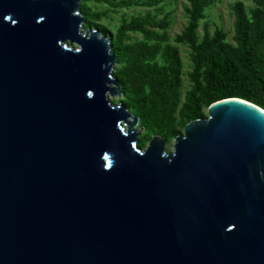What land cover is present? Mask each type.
<instances>
[{"label":"water","instance_id":"1","mask_svg":"<svg viewBox=\"0 0 264 264\" xmlns=\"http://www.w3.org/2000/svg\"><path fill=\"white\" fill-rule=\"evenodd\" d=\"M79 6L0 0V264H264V110L222 99L140 148Z\"/></svg>","mask_w":264,"mask_h":264},{"label":"trees","instance_id":"2","mask_svg":"<svg viewBox=\"0 0 264 264\" xmlns=\"http://www.w3.org/2000/svg\"><path fill=\"white\" fill-rule=\"evenodd\" d=\"M95 1L110 3V0ZM161 1L143 0L142 3L155 6ZM128 3L127 0L120 2ZM203 7V0H188L187 23L175 37L177 43L188 46L192 63L191 87L185 92L182 103L179 100L181 59L178 49L165 46L161 53L165 65H159L153 61L158 46L123 44L126 32H139L145 39L155 42L165 41V34L154 31L167 25L165 19L157 21L146 14L123 20L110 41L115 63H122L114 75L125 96V105L133 110L143 128L153 127L155 134L164 139L180 135V127L186 123L205 118L204 108L222 99H243L264 110V52L257 51L264 44L262 14L255 12L249 18L244 4L236 2L233 5L234 43L231 44L220 29L212 34L204 29L198 40V21ZM80 13L85 28L103 15L90 12L85 5L80 6Z\"/></svg>","mask_w":264,"mask_h":264},{"label":"rangeland","instance_id":"3","mask_svg":"<svg viewBox=\"0 0 264 264\" xmlns=\"http://www.w3.org/2000/svg\"><path fill=\"white\" fill-rule=\"evenodd\" d=\"M121 1L122 0H110V3H105L104 1L80 0V6L85 5L92 13L103 14L101 18L96 20L89 28L99 30L102 35L109 39L110 43L123 20L129 21L146 14L153 16L157 21L165 19L167 25L164 28L154 29L158 34H165V41L155 42L145 39L139 32H126L124 34L123 44L135 45L138 43H145L151 47L158 46L159 48L155 53L153 61L159 65H165L161 58L162 49L165 46L176 47L181 59V86L179 88V100L180 103H182L185 92L191 87L189 75L192 63L188 46L177 43L175 37L180 34L187 23L186 9L188 7V0H162L155 6H147L142 3L143 0H127L129 1L128 4H120ZM203 2L204 7L202 16L198 21L197 28L198 40L201 39L204 29H206L209 34H212L216 29H220L225 33L226 41L233 44V5L236 2H242L244 4L247 17L250 18L253 13L259 12L264 18V0H203ZM83 27L86 29L85 21ZM74 48L76 47L74 46ZM257 51L264 52V44L259 46ZM121 66L122 63H114L112 69V75L114 77V72ZM110 100L114 104H123L130 115L136 116L133 110L125 105V96L121 91L120 85H118L117 96H110ZM204 114L207 116L206 108H204ZM176 117L179 124L180 121L177 114ZM183 127L184 126L180 127V134L183 132ZM133 129L137 132V145L140 148H144L150 139L156 135L153 127L150 130H146L140 125L139 120H137ZM174 138L175 137L165 139L166 151H172ZM139 143H142V145L140 146Z\"/></svg>","mask_w":264,"mask_h":264},{"label":"bare ground","instance_id":"4","mask_svg":"<svg viewBox=\"0 0 264 264\" xmlns=\"http://www.w3.org/2000/svg\"><path fill=\"white\" fill-rule=\"evenodd\" d=\"M133 128H134V126H133Z\"/></svg>","mask_w":264,"mask_h":264}]
</instances>
